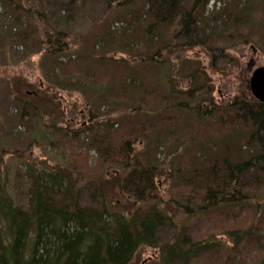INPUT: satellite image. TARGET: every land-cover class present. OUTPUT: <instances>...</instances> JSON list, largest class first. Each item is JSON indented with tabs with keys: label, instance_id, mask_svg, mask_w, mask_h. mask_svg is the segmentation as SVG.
<instances>
[{
	"label": "trees",
	"instance_id": "16d2710c",
	"mask_svg": "<svg viewBox=\"0 0 264 264\" xmlns=\"http://www.w3.org/2000/svg\"><path fill=\"white\" fill-rule=\"evenodd\" d=\"M131 1L134 4L133 0H106L108 7L116 4L120 9ZM179 1L147 0L150 8H143L148 17L144 22L140 10L133 12L134 27L140 34L138 39L123 40L129 55L122 63L130 68L127 73L107 66L112 59L85 58L81 66L76 61L53 66L58 67L57 76L80 79L89 88L107 85L106 99L112 103L124 101L136 115L158 112L159 119L142 118L135 127L125 124L120 133L113 130L114 134L93 139L95 147L102 148L98 165L91 171L87 168L80 180L46 172L29 175L33 183L24 194V205L15 206L0 185V264H129L139 249L148 247L160 250V264H202L208 259L218 264H244L248 258L254 259L249 257L252 254L264 264V103L251 97L234 98L223 110L211 95L215 84L211 77H229L237 68L222 47L231 41V33L235 43L239 42L236 32L249 35L250 40L255 36L256 47L262 48V25H252L250 20V27L238 18L261 19L264 2H255L252 12L231 8L229 30L218 34L198 6ZM42 33L45 41L41 44L49 55L69 52V42L63 41L61 32L46 29ZM201 49L210 55L208 66L195 58L171 63L175 51ZM168 51L170 55H166ZM148 70H153L149 77ZM209 70L213 71L211 77ZM163 126L188 140L186 144L192 148L188 153L193 156L186 168L170 161L153 167L137 151L136 144H143V139L153 145ZM123 137L118 149L115 139L121 142ZM174 140L175 146L179 139ZM104 169V173L113 170L118 174L119 190L135 196L144 209L131 217L111 214L104 188L98 187L105 178L101 175ZM179 169L187 175L182 184L165 191L170 198L167 202L185 203L187 212L195 208L203 223L205 219H214L215 224L226 221L222 227L225 238L192 241L188 230L173 223L169 209L161 207L167 203L160 198L157 179L162 176L170 184L176 182ZM79 183L86 184L83 190L76 188Z\"/></svg>",
	"mask_w": 264,
	"mask_h": 264
},
{
	"label": "rangeland",
	"instance_id": "374dc122",
	"mask_svg": "<svg viewBox=\"0 0 264 264\" xmlns=\"http://www.w3.org/2000/svg\"><path fill=\"white\" fill-rule=\"evenodd\" d=\"M133 1L134 4L131 1V5L120 9L116 8V4L108 7L106 0H22L20 5L11 0H0V185L15 206L24 205V194L30 191L33 183V178L29 175L38 177L46 172L51 175H70L80 180L85 176L87 168L91 171L98 165L101 153L98 151L101 146L96 148L93 139L103 138L105 133L114 134V131L120 133V127L125 124L135 127L142 118L159 119L158 112L150 113L147 110L136 115L132 111L133 108L127 106L124 101L112 103L106 99V92L109 89L107 85L94 87L91 85L89 88L82 84L80 79L69 78L68 81L57 76L58 67H53L71 61H76L81 66L83 62L86 63L85 58L101 62L112 59V63H108L107 66H116V70L123 69L122 73H127L130 68H124L122 63L128 60L129 55L123 40L127 37L137 38L140 34L134 27L136 19L133 12L140 10L142 13L139 15L140 20L144 22L148 17L143 8H150L149 0ZM183 1L185 0H180L179 4ZM189 1L191 7L198 6L205 21H212L209 26L218 34L222 33V30L224 33L229 30L227 25L232 18L231 8L240 10L246 8L252 12L255 2H259ZM261 15L263 16L261 19L253 20L254 17L249 19L244 15L238 20L240 23L248 22L250 27H252L250 20L253 21L252 25L255 23L262 25L260 28L263 33L260 34L263 37L262 48L256 47L255 36L250 40L249 35L236 32L235 36L239 42L235 43L232 42L231 33L229 38L231 41L222 47L231 60L236 61V70L231 76H221V79L212 76V70L208 71L215 82L211 95L220 109L226 110L228 102L234 101V98L242 100L252 98L249 88L250 75L256 68L264 67L262 50L264 11ZM46 29L63 34V41L69 42L68 53L48 54L41 44V41H45L42 32ZM101 29L102 34L99 33ZM73 43L74 45H71ZM180 52L182 53L176 51L172 53L171 63L195 58L208 66L210 55L207 50ZM195 52L197 54H194ZM169 53L170 51L166 52V55ZM101 62H97L98 65H101ZM133 72L136 73L137 70L134 69ZM152 73L153 70H148L147 76ZM183 87H186V84H183ZM26 92H30V95L26 96ZM92 118L95 120L91 122ZM91 124L93 126L97 124V129ZM115 140V146H118V149L122 148L123 138L121 142L117 138ZM101 141L104 140H99ZM142 141L143 144H136L137 151L143 152L149 145L144 139ZM187 142L188 140H179L171 152H164L158 146L157 150L160 151L158 150L157 158L160 165H166L169 161L174 162L175 166L179 163L181 165L182 161L186 160V152L192 150ZM104 171L105 169L101 175H104ZM104 177L98 187L101 185L105 188L107 210L111 214L118 212L131 217L135 211L142 209L141 205L145 206L140 202L137 204L136 200L119 190L120 176L113 170L107 171ZM157 181L160 198L167 203L161 207L169 209L170 215L176 218L177 226L184 232L188 230L192 241H203L209 236L215 239L225 238L222 234L225 228L222 227H226V221L215 224L214 219H205L203 223L197 214L195 215L197 211L195 208H193L195 211L187 212L185 210L187 204L167 202L170 198L168 199L165 191L170 186L177 187L176 182L171 181L170 184V180L167 181L162 176ZM85 186L86 184L79 183L76 188L83 190ZM243 250V255H246L247 250ZM159 251L149 247L141 248L129 264H160ZM249 257L254 258L253 262L257 261L254 254ZM252 261L248 258L244 264L253 263ZM202 264L218 263L208 259Z\"/></svg>",
	"mask_w": 264,
	"mask_h": 264
},
{
	"label": "bare ground",
	"instance_id": "6f19581e",
	"mask_svg": "<svg viewBox=\"0 0 264 264\" xmlns=\"http://www.w3.org/2000/svg\"><path fill=\"white\" fill-rule=\"evenodd\" d=\"M28 95H30V92H26V96H28ZM163 127H164V130L162 131V133L159 134L160 136L158 135L156 137L153 145H148L147 147H145L146 149H143L144 151H143L142 157L144 159H146V162H149L151 165H153V167L156 166V165L157 166L160 165V160L157 158V155H159L158 150L159 149L160 150L162 149L164 152L165 151L166 152L167 151L168 152H171L174 149V142L173 141H175L174 139H177L175 137H178L179 140H181V138H182V136L179 137V135L176 134V131L175 130L169 129L168 126H166V127L163 126ZM124 139L125 138L123 137V142L125 141ZM184 139H182V140H184ZM158 146L161 147V148H159L157 150V147ZM190 156H193V153H190L189 154L188 152H186V160H183L182 161V164H181L180 168L181 167L186 168V165H188V163L190 162V160H189ZM163 163L164 162H161V164H163ZM106 172L104 173V175L106 174ZM177 173H176L177 178H175L176 179V183L177 184H179V183L182 184V179H184L185 175H187L186 170L184 171L182 169H179V172H177ZM176 176H174V177H176ZM104 191H105V188H104ZM104 193L106 194V191ZM126 193H127L126 195L128 197H130L131 199H133V200L137 199L135 196H132L130 193H128V192H126ZM138 200H141V199L138 198ZM107 201H108V199L105 200V203H106V206L108 208V202ZM136 202L138 204V201L137 200H136ZM173 202H175V201L173 200ZM141 208L144 209L142 205H141ZM172 216L173 215L171 214L170 215V218H172ZM175 219L176 218H172L174 224H176ZM252 264H261V262H257L256 261V262H253Z\"/></svg>",
	"mask_w": 264,
	"mask_h": 264
},
{
	"label": "water",
	"instance_id": "95a60500",
	"mask_svg": "<svg viewBox=\"0 0 264 264\" xmlns=\"http://www.w3.org/2000/svg\"><path fill=\"white\" fill-rule=\"evenodd\" d=\"M249 88L253 99L264 103V67H258L251 73Z\"/></svg>",
	"mask_w": 264,
	"mask_h": 264
}]
</instances>
